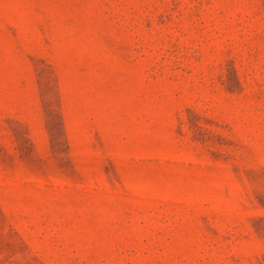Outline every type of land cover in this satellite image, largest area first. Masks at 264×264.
<instances>
[{"label": "rangeland", "instance_id": "374dc122", "mask_svg": "<svg viewBox=\"0 0 264 264\" xmlns=\"http://www.w3.org/2000/svg\"><path fill=\"white\" fill-rule=\"evenodd\" d=\"M0 264H264V0H0Z\"/></svg>", "mask_w": 264, "mask_h": 264}]
</instances>
